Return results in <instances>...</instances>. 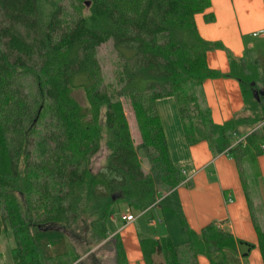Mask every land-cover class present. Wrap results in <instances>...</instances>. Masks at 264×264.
Segmentation results:
<instances>
[{
	"label": "trees",
	"instance_id": "1",
	"mask_svg": "<svg viewBox=\"0 0 264 264\" xmlns=\"http://www.w3.org/2000/svg\"><path fill=\"white\" fill-rule=\"evenodd\" d=\"M209 6L210 0H0V233L13 236V264H72L80 256L69 230L83 214L106 238L110 233L102 228L116 206L142 212L181 183L155 107L158 98L174 97L188 145L209 140L216 153L235 160L245 183L243 163L264 153V107L251 93L254 65L231 56L228 75L239 80L252 111L260 106L257 119L214 123L192 92L219 75L206 62L207 51L219 44L204 40L195 23ZM213 18L204 14L207 22ZM107 41L114 52L112 82L97 57ZM76 89L84 91L87 107L72 97ZM123 100L138 122L137 146ZM243 123L251 131L234 142L229 132ZM102 146L107 154L94 171L92 158ZM252 221L264 264V230L253 212ZM181 223L184 243L169 235L139 239L144 264H198V255L226 264L227 250L247 256L255 247L215 222L199 232L183 217ZM110 238L115 264H128L119 233Z\"/></svg>",
	"mask_w": 264,
	"mask_h": 264
},
{
	"label": "crops",
	"instance_id": "2",
	"mask_svg": "<svg viewBox=\"0 0 264 264\" xmlns=\"http://www.w3.org/2000/svg\"><path fill=\"white\" fill-rule=\"evenodd\" d=\"M205 13H212L213 20L205 21ZM195 23L199 35L204 40L219 44L206 53L208 67L219 75L204 79L200 85L204 105L208 107L212 120L217 124L244 116L245 102L240 82L228 75L231 71L230 57L240 60L249 53L251 58L255 59L258 52L264 51V0H210L209 8L204 13L195 15ZM256 85L264 88V82L261 80L256 81ZM260 90L261 95H264V89ZM175 104L172 96L155 101L170 158L173 164L181 169V183L162 195L158 204L137 214L126 208L125 203H121L126 207L118 217L123 223L120 227L113 211L109 216L108 223L115 226L112 234L119 233L128 264H132V260L136 261L135 264H144L139 239L148 235L142 233L139 236L137 230H142L140 218L148 213H151V218L147 219L146 223L152 227L149 234L152 238L169 235L175 243L186 242L188 236L182 229L181 217L185 219L188 227L196 232L210 222L220 223L221 227L229 229L236 239L255 245L247 256L241 254L243 250L238 253V261L241 264H263L252 212L244 190L245 185L248 191L247 181L252 175L246 171L247 166L252 163H243L244 183L236 162L230 155L225 152L216 153L205 140L188 145L178 109L177 114L174 112ZM168 106L173 110H169ZM236 127L232 130L236 138L234 142L243 139L251 131V125L248 123ZM254 163L256 172L252 178L258 180L256 187L262 185L264 190V153L259 155ZM210 166L213 172H205ZM260 206L262 208L263 204ZM128 214H133L135 219L125 222L123 216ZM253 214L259 227L264 230V224L257 218L255 210ZM128 229L129 232L123 234V231ZM197 263L210 264V261L206 256L198 255Z\"/></svg>",
	"mask_w": 264,
	"mask_h": 264
},
{
	"label": "rangeland",
	"instance_id": "3",
	"mask_svg": "<svg viewBox=\"0 0 264 264\" xmlns=\"http://www.w3.org/2000/svg\"><path fill=\"white\" fill-rule=\"evenodd\" d=\"M65 8L66 10H71L70 9V5L65 3ZM83 12H87V5L84 9H82ZM112 42L111 41H107L103 44H101L98 47V60L100 62L104 77L106 79V82H112V78H113V61H114V52L112 49ZM254 50V49H252ZM247 65L252 66L254 65L255 68V74H256V78L255 81H259L261 80L262 82H264V51L263 52H258L257 56L255 59L251 58V55L248 53L246 54V56L244 57V59H242ZM221 73V72H219ZM246 73L248 74L249 71H246ZM254 89H252L251 93L254 96V91H256V95L259 98V101L261 103V105H263L264 107V100H263V95L259 94V90L260 89H264L263 87H259L258 85H256V82H254V84L252 85ZM193 94L196 96V98H198L199 104L202 106L204 105L203 103V99H202V95L200 92V86L196 85L194 86V88L192 89ZM72 97L77 100L79 102V104L83 107H87L88 106V102L85 96V93L83 90L81 89H76V90H72L71 92ZM176 105V104H175ZM123 107H124V111L126 113V118L129 122V126H130V131L132 133V137L134 140V144L137 146L141 143V133L140 130H138L137 127V119L134 113V110L131 106V104L129 103V101L127 100H123ZM169 110H173L172 107L168 106ZM174 112L175 114H177V105L174 108ZM244 115H248L251 116L252 119H257L259 117L262 116V111L260 109V106L257 107V111L254 112L250 109L249 104H245V111L243 113ZM237 128V127H236ZM235 128V129H236ZM234 131L230 132V138L232 140H235V135H234ZM207 141V143H209L211 145V142L209 140H205ZM212 146V145H211ZM213 148V147H212ZM107 154V150L104 148V146H102L101 150L95 154L92 158V169L94 171L98 170L103 162H104V157ZM140 157L141 160L143 161V167L145 170H147V163H146V158L144 155H142L141 151H140ZM248 171H246V173L251 174L252 176L250 177V179L247 181L248 183V195L251 198V209L252 212L255 210L256 211V216L257 218L261 219V224H264V216H261V214L264 215V190L262 188V185H258V187H256V185L258 184V180H256L254 177L255 172H256V165L255 163H252L250 166H247ZM181 170V169H180ZM212 170V166H210V168L208 167L205 172H208ZM263 190V191H262ZM260 204H263V207L261 208ZM254 206V207H253ZM126 205L121 204L119 207L113 209L114 214H116L117 216V222H118V226L120 227L123 223L119 220V214L121 212L125 211ZM128 208V207H126ZM132 212L134 214L139 213L136 210H132ZM155 213V212H154ZM160 214L162 215L161 211ZM254 216V214H253ZM83 220H79L77 221V223H75L71 229L69 230V239L71 244L74 246V249L76 250V252L79 254V258L72 264H91V262L93 263H99V264H115L114 261V256H115V251L113 248V243H112V239L110 238L113 234V230L115 229V226L112 225L111 223L107 224V228H102L103 232H107L109 231L110 235L106 238H100L92 229L91 227V220L92 217H90L89 215L83 214ZM151 218V213H148L147 215H145L143 218H140V226L142 228V230L138 229L137 232L139 234V236L142 235H148L147 237H151L149 234L152 230V227L150 225H148L146 223L147 219L149 220ZM260 222V220H259ZM159 223V221H158ZM100 229V228H99ZM183 229V227H182ZM101 230V229H100ZM184 231V230H183ZM129 232L128 230L123 231L124 233ZM133 239H135V236H133ZM14 240H13V236L10 232L8 233H0V264H13L12 262V258H11V253H10V249L11 246L13 244ZM226 264H241L238 261V255L235 252H232L230 250L226 251ZM133 259V258H130ZM249 260V259H248ZM136 261L132 260V264H135ZM92 263V264H93Z\"/></svg>",
	"mask_w": 264,
	"mask_h": 264
},
{
	"label": "built area",
	"instance_id": "4",
	"mask_svg": "<svg viewBox=\"0 0 264 264\" xmlns=\"http://www.w3.org/2000/svg\"><path fill=\"white\" fill-rule=\"evenodd\" d=\"M261 149L264 150V143L260 145ZM125 222H130V221H133L135 219L134 215L133 214H128L126 216H123ZM218 227H221V224L218 223L217 224Z\"/></svg>",
	"mask_w": 264,
	"mask_h": 264
},
{
	"label": "water",
	"instance_id": "5",
	"mask_svg": "<svg viewBox=\"0 0 264 264\" xmlns=\"http://www.w3.org/2000/svg\"><path fill=\"white\" fill-rule=\"evenodd\" d=\"M258 92H259V94L262 93L260 90ZM254 95L256 96V98H258L257 95H256V91H254Z\"/></svg>",
	"mask_w": 264,
	"mask_h": 264
},
{
	"label": "flooded vegetation",
	"instance_id": "6",
	"mask_svg": "<svg viewBox=\"0 0 264 264\" xmlns=\"http://www.w3.org/2000/svg\"><path fill=\"white\" fill-rule=\"evenodd\" d=\"M261 91V90H260Z\"/></svg>",
	"mask_w": 264,
	"mask_h": 264
}]
</instances>
